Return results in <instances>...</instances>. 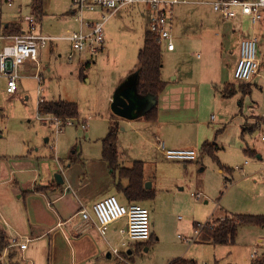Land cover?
Returning <instances> with one entry per match:
<instances>
[{
	"label": "crops",
	"instance_id": "0c3cea01",
	"mask_svg": "<svg viewBox=\"0 0 264 264\" xmlns=\"http://www.w3.org/2000/svg\"><path fill=\"white\" fill-rule=\"evenodd\" d=\"M183 4L186 2L175 4L174 10L176 6ZM70 6L69 12L65 14L72 18L75 6L71 0ZM124 8H128V11L135 14V19L138 21L135 27L136 32L140 30L137 32L140 36L138 52L143 45L144 34L148 30L150 10L145 4L133 3L122 7L117 12ZM25 10L28 11L21 19L20 16L25 14L23 13ZM29 12L41 18L42 3L39 10L34 7L33 0L28 3L13 0L12 6H4L0 14V25L3 32L10 33L8 31L12 32L15 29L24 32L27 27L25 19ZM103 14L102 11L87 13L86 18L95 20ZM183 15H186V12H182L181 16ZM219 19L217 20L221 22L220 26L214 28L205 27L202 21L196 26L186 24L185 21L182 24L179 19L173 36L174 48L168 50L162 44V55H165L164 59L167 64L163 65L162 59L161 75L165 85L156 98L157 118L153 121L146 120L144 115L126 119L111 111L112 97L118 90L134 86L137 74L136 64L129 66L132 68L131 70L129 67L125 68V60L117 58L118 55L113 53L115 32L109 27L104 28V47L101 54H98L101 59L100 63H110L112 66L114 64L119 68H116L117 74L113 70L110 88L104 93L99 110L105 109L106 107H103L107 104L109 112V116L105 117L108 122L107 131L110 122L117 123L116 161L113 165H109L102 158L104 137L97 139L94 143H80L78 152L75 148L67 155L62 153L63 158H55V156L50 158L46 153L41 155L31 153L1 154L0 264H125L111 252V247L118 245L121 239L118 230L125 226L126 219L121 218L110 223L106 232L101 234L96 228V217L92 206L96 201L109 195H115L121 203L129 204L123 194V189L130 182L125 171L136 161L142 162V184L145 189L154 192V197L155 188L166 187L172 183L181 184L182 179L177 175L170 179L171 175L162 174L160 179L156 180L155 173H157L158 167L169 168L176 171L177 174L181 173L180 168L182 167L181 164L168 162L171 160L163 157L156 148V138L162 140L166 148H193L198 152L204 142H214L218 146L216 154L224 150V146H237L238 144L243 146V143L240 142V140L243 141L244 136V134L241 136L242 130L245 128L246 131L252 132L257 129L258 127H254V125L259 123L257 122L259 118L263 117H259L252 106H249L251 109L249 112L245 111L241 99L235 102L236 93L230 97H223L220 89H216V87L221 88L227 84L224 81L223 69L228 65H230L232 79L237 83L233 78V68L238 59L240 41L248 36L256 35L260 43V39L264 36V26L262 25L264 17L257 25H253L248 16L240 14L234 19H224L219 15ZM72 20L76 22L74 19ZM245 22L250 23L254 29L250 30L251 26L245 28L243 26ZM41 32L44 31L41 30ZM56 40L50 41L45 47L39 49L40 62L41 57L47 58V51L50 53L53 51ZM197 52H200L201 55ZM92 56L74 53L72 60L77 59L81 74L84 69L97 65L99 58L95 55L94 59ZM261 58L263 63L264 58ZM172 62L174 67L171 66ZM32 68L30 64L19 68V78L16 82L19 92L17 90L18 94L13 95L7 93L5 89V93L9 97L19 94L22 97V93L26 94L24 91L26 89H22L21 84L24 76L34 79L33 73L25 72ZM125 74L127 75L125 76ZM0 79L5 81L6 88V78L0 77ZM42 79L43 94L47 88L43 75ZM83 79L86 82L90 81L87 76H83ZM261 79L258 70V73L253 75L248 82L243 83L249 87L241 88L243 95L246 94V91L250 94ZM107 86L109 87V84ZM42 94L43 101H57L56 99L47 100ZM25 97L28 100V97ZM153 103L154 99L150 102L151 106ZM208 109L212 113L210 122H206L204 118ZM140 117L143 122L138 123L137 121H141L138 120L141 119ZM41 122L44 125L49 124ZM78 122L81 129L86 131L87 126L84 120H78ZM49 126L53 129L51 124ZM50 139V137H46L45 142L49 143ZM82 144L86 145V149L81 147ZM88 146L90 147L87 148ZM255 156L259 161L262 160L260 153H256ZM78 161L82 165L76 163ZM247 162V160L244 161L245 164ZM181 163L188 164V162ZM263 168L264 166L259 167L258 172H261ZM236 169H241V166H237ZM219 172L223 173L222 168H219ZM57 174H60V179L55 178ZM227 179L225 178V181ZM261 184L264 186L262 181ZM152 200H143L140 204L147 208L145 204ZM82 209H85L90 215V221L87 224L78 213ZM221 213L226 216L244 215L225 210L219 212L218 215ZM152 219V214H149L150 238L154 233ZM197 224H200V221L193 220L191 228L196 229ZM13 236L17 237L16 244L11 243ZM263 239V234L257 231L251 239L244 241L251 242V244L256 243L253 250L259 246L258 243H261ZM144 242L126 239V245L119 247L121 257L133 264L134 254L140 252L143 246L144 250H147V246L142 244ZM194 242L213 244L211 241L198 239ZM21 244H26V247L21 249ZM259 247L263 252L264 244ZM251 258L253 257L251 256Z\"/></svg>",
	"mask_w": 264,
	"mask_h": 264
},
{
	"label": "rangeland",
	"instance_id": "374dc122",
	"mask_svg": "<svg viewBox=\"0 0 264 264\" xmlns=\"http://www.w3.org/2000/svg\"><path fill=\"white\" fill-rule=\"evenodd\" d=\"M20 1L28 3L31 0ZM213 1L215 0H183L186 4L176 6L175 10L173 7V36L179 19L182 24L185 21L186 24L196 26L202 21L205 27H219L221 24L218 21L220 20L219 15L210 4ZM71 6L70 0H42L43 14L41 18L30 12L28 16H35L38 31L42 30L43 34L61 38L54 41L53 51L51 53L47 51V58L41 57V62L39 59L40 70H42L47 88L42 96L47 100L61 99L75 102L78 106L79 119L74 118L71 125L64 126L61 132L55 134L49 124L44 125L40 121L37 114V81L32 77L24 76L21 88L26 89L24 90L26 94L22 93V97L20 94L9 97L5 93V81L0 79V155H19L21 153L41 155L46 153L50 158L53 156L63 158L62 153L67 155L75 148L78 152L80 143H94L107 133L108 122L105 117L109 116L108 106L105 104L103 108H106L101 111L99 105L102 103L104 93L110 88L113 70L117 74L116 68L119 67L114 64L112 66L110 63L101 64L100 55L98 56L101 53H98L96 54L99 58L97 65L84 69L81 75L77 59L68 60L67 55L72 50L71 45L62 37L79 29L78 23L72 20L73 17L65 14L69 12ZM27 11L25 10L23 12L25 14L20 18L24 17ZM182 12H186V15L181 16ZM135 16L128 11V8H124L113 15L110 20L108 19L106 25L103 26V31L104 28L109 27L115 32L116 38H114V45L111 48L113 53L118 55L117 58L125 60V68L132 64L135 65L137 61V49L140 45V36L137 32L140 30L137 32L135 30L136 24H138ZM262 25L264 26V23ZM243 26L245 28L251 26L250 30L254 29L247 22ZM257 49L258 54L264 58V36L260 39ZM197 53L200 54V52ZM82 54L87 56L88 53L83 52ZM93 56L95 59L96 56ZM164 56L163 54V65H167ZM117 62H119L118 59ZM171 66L174 67L173 62ZM129 69L132 68L129 67ZM29 70L25 72L33 73L34 68ZM167 70L168 67L165 69L166 73ZM223 71L224 81L235 83L230 72V65L224 66ZM83 76L90 78V81L86 82ZM259 76L262 77V81H258V86L250 94L247 91L243 95V92L238 88L239 82L235 83L237 91L235 102L241 99L245 111L249 112L251 110L249 106H252L256 114L264 118V62L259 69ZM17 90L13 95H16ZM24 95L28 97V100ZM151 100L152 98L149 97L138 111V116H142L144 111L151 106ZM211 114L208 109L204 117L206 122H210ZM263 118H259L257 120L259 123L254 125V127H258L257 129L245 132L243 141L240 140L243 146L241 144L224 146V150L216 154L218 160L207 154H202L198 160L188 162V164L168 161L182 165L180 174L169 168L158 167V171L155 173L157 181L162 174H167L171 175L170 179L176 175L179 176L182 182L155 188L154 199L145 204L149 214H152L154 233L149 244L145 245L147 250H144L143 246L140 252L134 254L133 264H168L176 258L193 260L195 264H250L252 248L256 243L251 244L244 240L251 239L257 231L264 236V226L240 225L233 244L214 245L195 243V233L191 225L193 220L200 221V223H204L210 218L223 221L227 216L224 213L220 215L218 213L224 210L244 215H264V186L261 184L264 168L258 172L259 167L264 166V142L261 141V135L264 132ZM78 120H84L87 126L86 131L81 129ZM138 120H141L137 121L138 123L143 122L142 118ZM46 137L51 138L49 143L45 142ZM81 147L86 149L85 144H82ZM245 147L254 148L256 153L261 154L262 160L259 161L255 155H246L243 152ZM76 156L78 155L76 154ZM245 160L248 161L247 164L244 163ZM76 163H80V161ZM222 166L223 173L219 172V168ZM237 166H241V169H236ZM225 178H228V181H225ZM198 193L200 198L193 197L192 194ZM136 203L140 204V202ZM186 239H190V241H186ZM262 244H264V239L258 243L259 246ZM258 253L263 254L264 252L259 249Z\"/></svg>",
	"mask_w": 264,
	"mask_h": 264
},
{
	"label": "built area",
	"instance_id": "2783aa9c",
	"mask_svg": "<svg viewBox=\"0 0 264 264\" xmlns=\"http://www.w3.org/2000/svg\"><path fill=\"white\" fill-rule=\"evenodd\" d=\"M75 6L73 19L79 24V29L70 35L62 37L70 42L71 51L67 55L68 60H72L74 53L86 52L89 55H96L104 47V23L122 7L142 3L148 6L151 11L148 24V31L154 33L161 44L166 49L174 48L173 41V20L175 4L183 0H71ZM13 0H0V14L4 6H12ZM213 10L224 19H234L237 15L248 16L253 25L259 24L264 17V0H215L211 3ZM102 11L104 14L95 20L86 18L87 13ZM26 30L19 33L3 32L0 25V77L6 78V92L14 94L17 90V80L19 78V68L25 64H30L34 68L33 77L37 81L38 103L42 102L41 94L42 75L38 58V51L45 47L52 40H59L60 37L43 34L37 29L35 16H28L26 19ZM259 39L256 35L243 38L239 44L238 59L233 68V78L237 82L245 83L258 73L262 58L258 54ZM37 103V105H38ZM40 121L48 122L53 126V132L58 134L64 126L71 125V118L62 119L51 114H40ZM264 141V133L261 136ZM156 148L167 160L178 162H191L198 158V150L193 148H166L164 142L156 138ZM264 184V176L261 178ZM195 198H200V194H192ZM96 217V228L101 233L106 232L107 226L121 218H125V226L119 228L120 241L118 245L111 247V252L120 258L125 264H130L120 255V246L126 245V239L133 241H147L150 237L149 210L138 203H121L115 195L106 196L96 201L92 206ZM84 223L90 221V215L82 209L79 212ZM213 219L210 218L200 227L194 229L195 240L201 229L208 225L213 227ZM16 236L11 237V243L16 244ZM190 241V239H186ZM26 244H21L24 249ZM264 252V247H263ZM258 249L252 250L251 256H257Z\"/></svg>",
	"mask_w": 264,
	"mask_h": 264
},
{
	"label": "trees",
	"instance_id": "16d2710c",
	"mask_svg": "<svg viewBox=\"0 0 264 264\" xmlns=\"http://www.w3.org/2000/svg\"><path fill=\"white\" fill-rule=\"evenodd\" d=\"M42 0H33V5L36 10H39ZM10 33H19V29H15ZM262 63V62H261ZM261 66V65H260ZM162 44L157 36L146 31L143 38V45L137 52L136 61V93L140 97H151L154 99L152 106L144 113V118L148 121L156 120L157 118V104L156 98L164 88L165 82L162 80ZM82 75V74H81ZM234 83L224 84L220 89L223 97H230L236 93ZM249 88L244 84H239L238 88ZM247 92V91H246ZM37 110L40 114H51L62 119L77 118L78 106L75 102H67L63 100L57 101H42L38 103ZM118 127L116 122H110L108 131L102 140V158L113 165L117 158L116 139ZM246 129L242 130V135L245 134ZM218 146L214 142H204L198 152L199 155L207 154L208 156L218 160L216 151ZM244 153L248 156L256 155L253 149L246 147ZM223 169V166L221 167ZM130 182L129 185L123 189V194L127 202L136 203L143 200H152L154 192L144 188L142 184V162L136 161L133 165L126 169ZM213 227L209 228L205 225L201 229L198 237L201 241H211L214 245L233 243L237 235V229L240 225L253 224L257 226H264V215H229L219 221L217 219L212 222ZM200 227L199 224L195 226ZM150 237L143 245L149 244ZM168 264H195L193 260L183 258H176L168 262ZM250 264H264V253L252 258Z\"/></svg>",
	"mask_w": 264,
	"mask_h": 264
},
{
	"label": "water",
	"instance_id": "95a60500",
	"mask_svg": "<svg viewBox=\"0 0 264 264\" xmlns=\"http://www.w3.org/2000/svg\"><path fill=\"white\" fill-rule=\"evenodd\" d=\"M136 82H137V75H136ZM148 98L149 97H140L137 95L136 83H135V85L130 88L118 90V92L112 97V100L110 102V109L117 116L126 119H133L138 116V111L148 100ZM147 110H145L144 113ZM60 177H61L60 174H57L55 176V178H59V179Z\"/></svg>",
	"mask_w": 264,
	"mask_h": 264
}]
</instances>
